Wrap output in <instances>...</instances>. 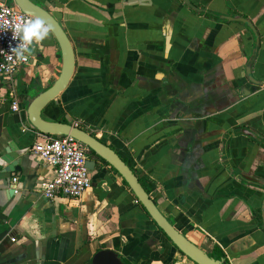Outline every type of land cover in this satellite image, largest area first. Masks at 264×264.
<instances>
[{"label":"crops","instance_id":"1","mask_svg":"<svg viewBox=\"0 0 264 264\" xmlns=\"http://www.w3.org/2000/svg\"><path fill=\"white\" fill-rule=\"evenodd\" d=\"M32 1L60 22L76 61L44 119L113 149L211 257L264 264V84L247 74L264 82V0ZM29 55L12 80L0 77V264H92L101 250L125 264H195L90 150L96 166L81 198L41 194L55 172L34 151L47 135L32 128L27 109L63 62L47 28ZM10 147L21 158L14 173L4 161Z\"/></svg>","mask_w":264,"mask_h":264},{"label":"water","instance_id":"2","mask_svg":"<svg viewBox=\"0 0 264 264\" xmlns=\"http://www.w3.org/2000/svg\"><path fill=\"white\" fill-rule=\"evenodd\" d=\"M0 1L6 2V0ZM13 2L23 13L35 17L46 26L58 42L62 54V71L57 81L51 87L33 98L29 103L27 116L32 128L38 134L52 137H72L93 152L97 159L114 169L132 190L139 203L146 210L159 230L165 234L179 252L192 262L195 264H226L224 259L211 257L204 250L193 244L171 224L159 211L157 205L141 184L135 171L113 149L79 127L69 123L44 119V110L68 88L73 78L76 64L74 48L60 22L49 11L32 0H13ZM183 2L187 6L193 7L190 0H183ZM240 21L245 22L252 32L257 34L252 24L247 23L244 19H240ZM258 44L259 42H257ZM247 74L249 79L256 85L264 84V82L255 80L250 76V68H247ZM20 159L18 153L10 147V150L7 151V156L4 158V161L10 165L7 172L14 173L20 171ZM95 166L96 162L87 161V167L90 171H94ZM262 219L264 226V201L262 205ZM92 264H125V262L117 252L101 250L94 256Z\"/></svg>","mask_w":264,"mask_h":264},{"label":"built area","instance_id":"3","mask_svg":"<svg viewBox=\"0 0 264 264\" xmlns=\"http://www.w3.org/2000/svg\"><path fill=\"white\" fill-rule=\"evenodd\" d=\"M46 26L33 16L27 15L16 5L0 2V77L12 80L20 70L30 64L29 51L33 41ZM19 103L12 110L19 111ZM77 127V126H76ZM34 151L55 172L53 180L43 183L41 194L48 200L57 195L81 198L92 187L87 167L88 148L72 137L44 136ZM17 179L12 183L18 194ZM14 241V240H13Z\"/></svg>","mask_w":264,"mask_h":264},{"label":"trees","instance_id":"4","mask_svg":"<svg viewBox=\"0 0 264 264\" xmlns=\"http://www.w3.org/2000/svg\"><path fill=\"white\" fill-rule=\"evenodd\" d=\"M60 122H63V123H67L66 121H64V120H62V121H60ZM90 156H92V157H95L96 158V156H95V154L93 153V152H90ZM127 185V184H126ZM146 191H147V193L148 194H150L151 193V189L150 188H146ZM218 259H220V257L218 258Z\"/></svg>","mask_w":264,"mask_h":264}]
</instances>
